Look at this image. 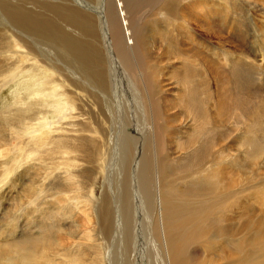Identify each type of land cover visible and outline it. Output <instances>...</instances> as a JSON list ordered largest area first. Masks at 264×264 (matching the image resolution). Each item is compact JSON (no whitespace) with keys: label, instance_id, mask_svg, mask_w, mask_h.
<instances>
[{"label":"bare ground","instance_id":"1","mask_svg":"<svg viewBox=\"0 0 264 264\" xmlns=\"http://www.w3.org/2000/svg\"><path fill=\"white\" fill-rule=\"evenodd\" d=\"M22 1L29 7L21 3L20 8L23 9L20 11L16 8L17 2L10 0L8 10L5 11L19 34L16 40L13 39L17 41L16 45L22 48L24 54L18 53L25 56L28 61L25 89L33 91L34 96L31 97L30 94V99L42 102V118L36 125L38 129L36 127L33 130L29 129L27 124L25 127L23 120H19L20 126L25 127L21 128L22 133L31 135L34 139L33 144L32 141L29 142L32 148L27 153L32 156L31 158L38 157L42 162L48 160L53 162L51 167L46 166L47 169L50 172L57 171L60 175L59 181L64 182L58 183L56 187H50L47 193L53 197L54 191L64 197V200L71 201L68 202L70 206L67 202L63 203L57 206L56 211H52L55 213L50 210L52 215H48H62L66 218L64 220L68 221L78 209L84 216L85 224L83 227V223L78 222L79 225L73 224L74 227L66 230L60 228L58 224L57 228L54 226L56 230L54 229L53 232L49 228H44L41 236L18 240L12 246L7 244L3 254L0 253L2 258H6L4 262L7 264H142L143 261L139 262L141 259L136 257L138 249L135 224H137L136 218L144 215L143 211L151 205V221L153 222L154 215L153 224L156 230L154 235L157 237L156 241H151L161 246L160 255L164 259L160 264H201L197 257L190 256L189 246L193 244L214 246L218 241H215L210 233H222L226 230H223L220 222L211 219L219 205L215 208L207 204L208 200L201 201L204 203L202 208L187 204L189 199L207 196L204 192L197 196V192L187 191L186 185L193 186L188 180L189 167L195 168L192 177L195 183L200 184L203 177L199 174L206 175L204 180H210L209 176L218 172L215 168L220 167L213 166L215 161L218 162L217 157L220 156L221 159L235 156L231 155L233 151L228 152V146L224 148L231 137L225 145L218 148L223 144L226 136L219 138L212 132L214 127L225 124L233 130V135L240 132L237 125L247 124L246 135L258 139L243 141L241 139L237 142V147H233L242 156L241 165L239 160L233 165L237 166L236 169L252 172L258 168L257 163L264 160L263 101L251 103L249 88L247 90L242 86L240 80L236 81L235 77L231 80L232 78L216 69L213 72L214 79L221 83L218 90L208 88V84H202L204 88L199 90L195 87L194 76L183 72L177 76V81L173 80V87L169 92L176 102L169 103L165 101L168 90L161 91L155 88L157 76L155 56L160 52L162 54L169 52L166 65L167 69H172L173 76H175L174 66L178 54L201 64L200 53L190 46L183 45V49H178L177 36L173 35V31L170 35L168 26L175 20L185 21L195 27V30L209 35L208 37L217 35L202 17L209 16L208 11L203 10L204 0H74L73 2L70 0L71 3H60L57 0H20ZM250 1L255 6L264 8V0ZM32 7L36 11L28 10ZM81 9L93 11L95 24H92L86 15L80 13ZM154 32L158 39L153 38ZM173 37L176 40L172 39ZM19 48L17 49L20 50ZM53 53L55 56H52ZM202 64L211 68L212 63L205 64V61H202ZM162 68L160 67L159 70ZM2 71L4 73V70ZM14 72V70L5 72L1 81L7 82L10 77H14L12 76ZM193 72L196 70L193 69ZM202 76L204 78V75ZM230 82L238 83L230 87ZM254 95V99L260 98L256 92ZM131 99L138 101L139 108L144 110V115H141L138 104L134 105ZM167 105L172 106L171 113L165 110ZM51 111L62 113L58 119H55L56 121H53L48 118ZM90 113H94L92 114L94 117ZM142 126L147 127L148 141L142 134ZM178 127L184 129L193 127V130L187 139L176 141L171 132ZM4 128V131L8 130V121L4 123ZM37 131L38 133H35ZM50 134L52 139L47 137ZM18 135L16 134L18 138L20 137L19 140L17 138L13 140L24 141L21 138L23 135ZM24 147H27V144ZM44 147L48 150L41 154L42 150L39 149ZM23 153L22 151L21 154ZM4 156L5 153L0 150V165H7L1 178L6 180L9 171L8 163H5L7 158ZM56 156L59 157L57 163H55ZM94 163L98 167L91 170L90 167ZM243 170L242 172L246 171ZM90 171L93 173V180L90 179ZM87 172L90 176L86 174ZM241 173L242 177L248 176L247 172L244 175ZM198 176L202 179L199 180ZM102 177L107 178L110 186L116 187V190L108 191L106 204H103V209H98L95 197L100 191L91 190V187H100ZM44 185L42 184L43 187ZM208 191L210 194H216L217 186L214 183L209 184ZM27 192L31 194L33 188L28 189ZM38 192L41 194L44 190L40 189ZM220 204L225 208V202ZM237 207H240V204ZM123 212L125 215L120 216ZM146 217L148 218L147 215ZM242 218V225L236 223L238 226L230 229V241L223 244L226 250L222 256L225 258L237 255L234 264H251L248 255L264 249V224L263 220H256L250 216ZM142 238L141 242H143ZM109 239L118 243L114 255L108 254L109 248L114 247L109 243ZM97 240L104 242L96 243ZM70 241L73 243L71 242L69 248L75 250L68 252L64 247L67 245L68 248ZM9 250L12 256L8 258ZM148 257L150 256L147 255V259ZM149 259L150 264L156 263L154 258Z\"/></svg>","mask_w":264,"mask_h":264},{"label":"rangeland","instance_id":"2","mask_svg":"<svg viewBox=\"0 0 264 264\" xmlns=\"http://www.w3.org/2000/svg\"><path fill=\"white\" fill-rule=\"evenodd\" d=\"M12 1H14L15 3L17 2L16 8L22 11L23 8H20V4L24 2L23 1L20 2V0H12ZM57 1H59L60 3H71L70 0H67V1L57 0ZM71 1L73 2L74 0H71ZM9 2L10 0H0V68H1L0 69V135H1L0 136V150L3 153H5L6 157L5 156L4 157L7 159H5L4 157L2 158L6 160L5 163L6 162L8 163V171H9L8 175L6 176V180L5 178H1V174L5 173V167L7 165H0V253L1 254H3L2 252L5 249V245L8 244V246L9 245L12 246L14 243H17L18 240L20 241L22 239H25L31 236H34L33 238H35L36 236L37 237L41 236L43 234L44 228L46 229L49 228L51 232H53L55 229L54 226H56L57 228L58 224H60L59 225L60 228H63L65 230L74 227L75 224L79 225L83 223L82 224L83 227L85 224L84 216H82V214L80 213V210L78 209H77L78 212L76 210L73 212L72 218H69V219L67 218L68 221L64 220L66 218L63 217L62 215L50 216L52 215V213H55L52 211L53 210L56 211L57 206L63 203H66V202L67 203L71 202V201L64 200V197H62L58 193H55L54 191H53L54 198L52 196H49L47 193V190L50 187L52 186L56 187L59 185L58 183H63L64 181L63 180H61L62 182L59 181L58 178L60 177V175L57 171L51 170L50 172L49 169H47L46 166L51 167V164H53V162H50L49 160L46 162H42L38 159V157L31 158L32 156H29L28 154L29 153L28 151L32 148L31 144H33L34 139L31 138V135L28 136V134L22 133V130L25 127H27L25 124H27L28 128L32 130L34 127L36 128L38 127L36 125L37 123L39 124V121L42 118V114H41L42 102H38V101H34L33 99H30L31 97L34 96V93L33 91H29L25 89L26 87L25 82H27V79H28L26 75L28 61H26L25 56L21 55V54H24L22 48L20 49L19 46L16 45L17 41H15L16 40L15 38L19 37V34H17L15 27L12 26L13 24L9 21L6 11H5V10H8ZM24 4L27 7H29L27 3H24ZM202 5L204 6L203 8L204 12H206L207 10L208 15H209V16L204 15L202 17L205 20V22L214 29L217 35H211L210 37H208L209 35H206L203 32L201 33L198 30H195V27H193L192 25L188 23H185V21L181 22L179 20H175V22L173 21L168 26V31L170 30L169 32H171L170 35L173 34L174 32L173 35L178 37V38L176 37L177 40L174 39L175 37L172 38L178 41V44H179L178 49L179 48L183 49V45L190 46L194 51L200 53L199 59L201 60L200 61L201 64H199V62L198 63L192 62V60L186 57L185 55L178 54L176 56L177 63L174 66L175 76H173L172 69L170 68L167 69V65H166V62H167L166 58L168 57L169 52H166L163 54L160 52L159 55L155 56L156 71H157V76L155 80L156 81L155 88L161 91L168 90V93L165 96V101L168 103L176 102L175 99L172 98L171 94H169V92H171V89L173 87V80L177 81L176 78L179 74L183 72H188L194 76L195 87L196 88L198 87L199 90H202L204 88L202 84H205V85L208 84L209 85L208 88L212 90H215V89L218 90L221 83H218L214 79V75H213V72L216 69H218L222 73L226 74L230 79L232 78L231 80L235 78H236L235 79L236 81L240 80L239 83L242 86L246 87L247 90L249 88V94L251 95V100H250L251 103L254 104L255 102L263 101L262 104L264 105V97H263L264 96V8L258 7L257 5L255 6L254 4L251 3L250 0L249 1L248 0H204L202 1ZM28 10L32 12L36 11L33 7ZM90 11L91 10L89 9L88 10L81 9L80 13L83 16L86 15L87 16L86 18L89 19L92 22V24H95L96 18L94 17L93 11L91 12ZM169 27L171 29L174 27V29L171 30ZM189 32H192V33L189 34ZM202 34L203 36H201ZM187 36H189L190 38L188 37L189 38L188 39ZM153 38L158 39L155 32L153 33ZM10 43L12 44V46ZM166 44L170 46L172 45L170 43H166ZM17 48H19L20 50H18ZM18 52L19 53L21 52V54H19ZM178 52H181V51H178ZM52 56H55V53H53ZM160 58H161V61H159ZM15 59L17 61L19 59L20 62L19 61L17 62ZM202 61L203 62L205 61V64L212 63L211 68L203 65ZM160 67H163V68L159 70ZM193 69H195L196 72H193ZM2 70H4V73L7 71L9 72L10 70H14L15 72L12 75L14 77H10L7 80V82H2L1 77L4 75ZM20 70H22V72ZM198 70L200 72H198ZM202 75H204V78ZM237 75L240 77H238ZM237 83L230 82V87H234L235 84ZM233 84L234 86H232ZM255 92L259 94L258 96L260 98L254 99ZM30 94H31V97H30ZM161 99L163 98L161 97ZM131 100H133L132 102L134 105L138 104L137 103L138 101L136 99H131ZM139 106L140 105L138 104L137 107H138L139 112L142 113L141 115H144L143 114L144 110L142 108H139ZM171 108L172 106L167 105V109L165 110L168 111V113H171L172 112L170 111ZM64 111L65 110L63 109L62 112ZM60 113L51 111L48 115L49 120L56 121L55 119H58L61 116ZM92 114L94 115V113H90V115L94 117ZM19 120H23L24 122L23 124L25 125V127L20 126ZM7 121H8V130L4 131L5 129L4 123ZM29 126L31 127L33 126V127L31 128ZM237 126L240 128V132H238L235 135H233V130L230 129L226 124L221 125V127H216L217 131H216V128L214 127L212 132L216 133L219 136V138H222V136L224 137L226 136L224 138L223 144L219 146L218 148L225 145V142L230 137H231L229 139L230 142L226 143L224 147L226 149V147L228 146L227 149L229 151L226 150V152L228 151L229 153H231L232 151L236 152L233 149V147L236 148L238 144L237 142L240 141L241 139L242 141L244 139L258 140L257 138L255 139L254 137H249L248 135H246L247 124L237 125ZM15 127L18 130V132H16ZM11 128L13 129L14 132L12 131ZM21 128L23 129L21 130ZM146 130H147V127L142 126V134L146 137V141H148L149 138H148ZM174 130L175 131H172L171 133L174 134L176 141H181V140L187 139V137L190 135L191 131L193 130V127L192 129H188V128L184 129L182 127H178ZM228 132H231V134H228ZM19 133H21L23 136L21 134L18 135ZM35 133H38V131ZM13 134L15 136L16 134L18 136H22L21 138L24 139V141L22 140L17 141L19 140L20 137L19 138L17 136L12 137L14 136ZM24 136H27V137H24ZM47 137L52 139V134H50ZM13 138L14 140L15 138H17V140L14 141ZM30 141H32V143ZM29 142L31 144H29ZM26 144H27V147H24V145L26 146ZM47 150L48 149L45 147L43 149L42 148L39 149V151H41V154L42 152H45ZM22 151L24 152L23 154H25L24 157H23V154H21ZM233 152L231 155H235L234 157L227 156V158L222 157L220 159V156H219L216 158L218 162L215 161L213 163V166L220 167V168H215L218 172H215L214 174L209 176L211 177L210 180H204L206 175L202 176L203 173L199 174L200 177H203V180H201L202 178L200 179V177L198 176L199 180H201L200 184L195 183V179L192 177V173L195 168L189 167V171L187 174L188 180L193 186L188 187L186 185L187 191L197 192L196 193L197 196H199L201 192H204L207 194V196L204 198H200V199L199 198L189 199L187 200V204H190L192 207L195 206L198 208H202L204 206V203H202L201 201L208 200L207 204L212 205L215 208L219 205L216 209L215 215L211 219L213 221L220 222L221 226L223 227V230H226V232H222V233H216V232L210 233L212 238L215 241H218V243L214 246L208 245V247H205L201 244H193L189 246L190 256L197 257L198 262L201 264H234L237 261V255L224 258L222 254H224L223 252H225L226 250V247L224 246L225 243L230 241L229 239L230 229L231 228L233 229L236 226H238L236 223H239V225H242V219H243L242 217L250 216L256 220H263V224H264V217H263L264 216V160L259 161L257 163L258 168H255L252 172H249L246 169L245 171L241 168H240L241 170L238 168L236 169L237 166H233V165L234 163L236 164L237 160H239V163L241 165L240 160H242V156L238 152L236 153H233ZM27 154H28V157L26 156ZM20 156L23 157V159ZM18 157H20V159ZM16 159H19V160H16ZM15 160L18 164H16ZM57 161H59L58 156H56L55 158V163H57ZM229 162L230 164L228 165ZM0 163H1V158H0ZM96 167L98 166L97 164L94 163L93 165H91L90 169L91 168L95 169ZM12 168H14V170H12ZM236 170H240L239 171L240 173L243 170L247 173L249 172L250 174L248 173V176L246 175L247 177L245 176L242 177V175H240V173L237 172ZM245 172H242L241 174L243 175L247 174ZM90 173H91L90 179L93 180L92 171H90ZM90 173L87 172L86 174L87 175L89 174L90 176ZM133 174H135V172ZM100 180H101V186L91 187V190L99 189L100 193L99 195L95 197V201H96L97 208L103 209V204H106L108 191L116 190V187H111L110 182L105 177L100 178ZM92 182L93 181H91V184ZM44 183L46 185H44ZM208 183L210 185L214 183L217 186L216 194L214 195L210 194V192L208 191V185H209ZM42 184L44 185V187L42 186ZM102 185H104V187ZM26 188L28 189L33 188V192L34 191L35 192L34 193L32 192L31 194H29L27 192L28 189ZM40 189L44 190V193L39 194L38 191ZM58 196H60L61 198ZM100 198L103 203L101 202ZM221 202H225V208L220 204ZM68 204L70 206V203ZM238 204H240V207H237ZM50 210L52 213L50 212ZM244 212H247V213H244ZM76 214H78L79 216L81 215L80 218ZM143 214L144 215H141V217L136 218L137 224H135L137 227L139 226L138 228L136 227L138 231V232L136 231V238H137L136 248L138 249L137 250L135 248V251L137 250L136 257L138 259H141L139 262L143 261L142 264H150V259H149L150 257L154 258V261L156 262L155 264H160L161 260H163L164 258L162 259L160 255L161 246H159L158 243H154V241L157 240V237L155 236L156 230L153 224L155 220L154 215L152 218L153 222L151 221V216H152L151 205H149L143 211ZM145 214L148 216V218L146 217ZM123 215H125V212H123L120 216H123ZM45 217L46 219H44ZM142 217L143 218L145 217V219H143ZM50 223H53V224H50ZM38 226L41 228H39ZM52 226L54 228H52ZM148 229H151L152 231L151 230L149 231ZM141 231L143 232L140 234ZM256 231L257 230L255 228V232ZM145 234H147V236ZM142 236L144 239L142 238ZM141 238L143 242L140 241ZM66 239L67 238H65V240ZM69 240H72V239H69ZM76 240H78V238ZM151 240H154V241L152 242ZM108 241L114 246L113 249H111V247L109 248L110 253L108 252V254L114 255V252L116 251V247L118 246V243L116 244L115 241L111 239H109ZM67 242L65 244H67ZM71 242L72 241L69 242L70 244H68V248H67V245H65L66 247H64L67 249L68 252L75 250V248L74 249L71 247L69 248V246L72 245L73 243ZM103 242L104 241L102 240H97L96 243H103ZM141 246H144V247H141ZM152 246L154 248H152ZM263 250L250 253L252 256L250 254L248 256H250L251 259L249 257H246V258L248 260L250 259L249 260L250 262L252 261L251 264H264V251ZM146 253L148 256H150L148 257V259H147V255H144ZM1 254H0V262H1L0 264H3V262L6 261L5 260L6 258H2ZM253 255L255 258L253 257ZM11 256H12V252L9 250L8 258ZM141 256L143 257L139 258ZM246 258L245 260H247ZM4 263L7 264V262H4Z\"/></svg>","mask_w":264,"mask_h":264}]
</instances>
